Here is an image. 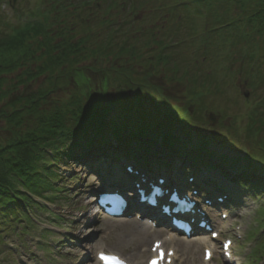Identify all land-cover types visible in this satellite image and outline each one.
<instances>
[{"label": "rangeland", "instance_id": "rangeland-1", "mask_svg": "<svg viewBox=\"0 0 264 264\" xmlns=\"http://www.w3.org/2000/svg\"><path fill=\"white\" fill-rule=\"evenodd\" d=\"M173 1L181 5L185 0H108V3L99 0H0V38H17L14 46L19 52L18 57H8L6 64L0 63V143H11L19 134L16 132L31 127L38 115L66 111L69 108L64 105L73 102L77 95L88 102L84 91L91 90L97 96L96 106L104 104L103 95L111 103L110 122L123 115L133 124L167 123L173 131L178 127L189 133L195 128L192 140L197 139V135L205 142L216 140L227 159L246 161V149L252 150L255 146L246 137L247 132L251 130L255 136L251 138L264 141V110H261L264 81L250 74L244 61L250 38L245 36L247 39L242 43H236L239 34L233 27L228 29L227 37H223L225 22L220 21L223 12L216 9L213 1L208 0L203 5L196 0L186 2L187 14L184 15L185 10L180 8L184 13L177 12L176 17L171 14ZM107 4L114 7L111 12ZM160 5H165L163 10ZM201 7L210 11V17L200 12L198 8ZM239 11L233 6L227 14L235 19L241 14ZM211 17L217 19V23ZM160 30L165 32L162 34L168 44L167 35L178 31L180 43L176 49L169 48L180 61L176 59L162 67L154 56L163 48L152 40ZM127 35L136 41L130 42L137 46V58L121 59L113 52L117 50L116 44L120 47L125 43L118 39H125ZM103 47L109 53L96 57ZM124 69L139 76V81L128 82ZM174 70L183 79L168 75ZM186 71L188 75L183 76ZM80 74L90 82L77 89V82L81 83ZM33 75L35 79L30 81L28 76ZM53 76L60 77L57 88L37 105L36 115L20 111L19 107L15 109L23 104L27 95L45 90ZM200 85L205 88L200 89ZM211 112L218 115L216 126L207 120ZM17 122L21 124L16 125ZM258 123L262 124L263 132L256 130H260ZM105 126L110 131L105 135L109 137L107 140L114 142L117 134L112 132L110 125ZM163 131L170 129L163 126ZM204 147L208 148L209 144ZM52 162L58 177L49 174L51 177L47 176L48 182L43 186L55 185L66 191L53 193L44 189L41 195H36L39 205L29 211L37 228L28 227L26 232L33 234L21 235L24 225L9 226V217L0 214L5 217L0 219V226L7 229L4 233L5 229L0 228V245H4L0 247V264H25L24 261L27 264H96V250L113 251L129 260L143 261L146 254L142 253L155 236L145 241L142 234L151 232L144 231L145 228L136 222H111L99 217L88 206L99 180L85 166L71 159L61 162L53 159ZM253 165L252 172L256 171ZM110 177L106 175L105 179ZM234 185L230 184L239 193L237 200L243 210L232 211L235 217L219 221L226 228L218 227L224 229V237L233 239L236 262L249 264L255 243L249 235L259 230V222L264 218V213H260L264 195L248 191L254 194L251 197L245 189ZM48 198L52 201L48 202ZM87 210L91 212L88 216L94 219L89 223L82 216L87 215ZM237 232L244 240L246 234V242L237 238ZM98 233L106 235V239H98ZM43 234L46 239H42ZM86 235H95V240H89ZM171 244L181 254L176 264H205L199 244ZM258 264H264L262 259Z\"/></svg>", "mask_w": 264, "mask_h": 264}, {"label": "trees", "instance_id": "trees-1", "mask_svg": "<svg viewBox=\"0 0 264 264\" xmlns=\"http://www.w3.org/2000/svg\"><path fill=\"white\" fill-rule=\"evenodd\" d=\"M106 0H103L105 2ZM208 0H196L199 5L205 4ZM216 5V9L223 12V17L220 21L225 22L222 33L223 37H227L228 29L232 27L236 29L239 36L236 37V43L240 44L243 40L250 38L249 47L247 49V65H253L256 68L257 74L260 81H264V0H210ZM233 6L240 9V13L232 19V16L227 14L228 9H232ZM165 5H160L159 8L164 9ZM225 7L224 9H222ZM110 8V7H109ZM179 6L174 7L173 12L178 11ZM207 18L210 17V11H207ZM211 20L217 23V19ZM219 21V22H220ZM223 26V24H221ZM222 26H219L222 29ZM230 27V28H229ZM249 33V35H248ZM245 36H248L245 38ZM160 41L156 43L162 45L168 44L165 41V36L161 33L157 34ZM170 38L169 44L175 45L180 44L177 41L179 37V32L175 34L167 35ZM193 37V35H192ZM17 38L15 39H2L0 38V63L6 64L8 57H18V47L14 46ZM257 47L256 51L253 49ZM164 48V47H162ZM164 52L159 55V60L166 62L169 59V54L167 55V49L164 48ZM122 54L127 55L122 52ZM29 74V72H28ZM35 75L28 76L29 80L32 81ZM60 77L50 78V85L45 88V90L39 93H31L24 98L23 104H18L15 109L19 107L20 111H30L32 114L36 115L37 105L48 97L56 88L57 81ZM192 79V78H191ZM207 82V81H206ZM197 84V83H196ZM203 85H200V89H204ZM80 98H75L74 102L66 104L65 107L69 108L62 113H55L53 115L43 114L36 116L34 123L31 127L25 128L23 130H18L19 133L16 139L11 143H6L2 145L0 143V214H8L17 212L18 209L24 211L21 208L20 202L26 203L27 206L32 202V195H41L44 189L58 191L55 185L47 184L43 186L44 182L47 181V174L49 170L47 164H49L50 156L45 152L46 149L55 150L54 158L56 161H63L65 158H70L76 162L81 163L85 159V155L93 152L94 149L99 148L100 137L105 136L110 131L105 126L106 116L104 111L88 112L84 109L83 105H89L87 102H82ZM79 100V101H77ZM93 100V99H92ZM264 110V100L261 101ZM91 111V110H89ZM92 114V116H89ZM10 116H13L11 114ZM17 122L16 125H20ZM262 124L258 123L259 128ZM112 132L116 133V138L118 139L120 150H116L117 156H122V154L128 153V149L132 150L133 141H137L139 137H142V130L132 129L129 135H122L121 131L117 127L112 128ZM259 130V129H258ZM174 132L171 130L166 134L162 141L156 140L155 142H160L162 151H156L152 147L143 146L142 152L145 155L154 156L157 161H160L161 155L165 154L167 151L170 154L174 151L176 157H182V148L177 142V137L173 135ZM90 138L89 140H87ZM264 141H260L259 144L255 143L256 147L253 146L252 150L254 155L249 157L251 163L255 160L261 166H256V172L254 174L243 173L241 175V182H252V180H257L264 185V151H259L258 148H262L264 145L261 144ZM137 143V142H136ZM204 145V144H202ZM262 146V147H261ZM129 147V148H128ZM139 147L136 145L134 149ZM204 148H200V151L194 156V160L203 159L205 154ZM108 153H113L109 150ZM133 153H136L133 150ZM174 155L168 156L170 163H173L176 157ZM201 157V158H200ZM226 159V158H225ZM228 162L229 159H226ZM166 161V160H165ZM209 161V160H208ZM192 166H198L197 162H192ZM254 165H251V167ZM56 175V174H52ZM253 184V183H251ZM24 188V190L22 189ZM23 191H22V190ZM30 200V201H29ZM33 203V202H32ZM1 218V217H0ZM2 225V224H0Z\"/></svg>", "mask_w": 264, "mask_h": 264}, {"label": "snow or ice", "instance_id": "snow-or-ice-1", "mask_svg": "<svg viewBox=\"0 0 264 264\" xmlns=\"http://www.w3.org/2000/svg\"><path fill=\"white\" fill-rule=\"evenodd\" d=\"M159 247V245H157V248ZM164 257V253L161 252L160 253V258L159 259H154L153 261H151V264H160V260H162ZM100 259L103 261H115L116 264H121V262L118 261V258L116 257H111V256H107L103 253L100 254Z\"/></svg>", "mask_w": 264, "mask_h": 264}, {"label": "bare ground", "instance_id": "bare-ground-1", "mask_svg": "<svg viewBox=\"0 0 264 264\" xmlns=\"http://www.w3.org/2000/svg\"><path fill=\"white\" fill-rule=\"evenodd\" d=\"M178 166V165H177ZM92 202H94L93 200L92 201H89V204L90 205H92ZM91 214V212L89 211V210H87V215L85 214H83L82 216H83V218H85V219H88V223L90 222V221H92L93 219V216H88V215H90ZM85 216H88V217H85ZM82 218V217H81ZM153 235H143L142 234V239L143 240H145V241H148L151 237H152ZM90 239H92V238H90Z\"/></svg>", "mask_w": 264, "mask_h": 264}, {"label": "water", "instance_id": "water-1", "mask_svg": "<svg viewBox=\"0 0 264 264\" xmlns=\"http://www.w3.org/2000/svg\"><path fill=\"white\" fill-rule=\"evenodd\" d=\"M209 119L214 121V117H213V116H210V118H209Z\"/></svg>", "mask_w": 264, "mask_h": 264}]
</instances>
